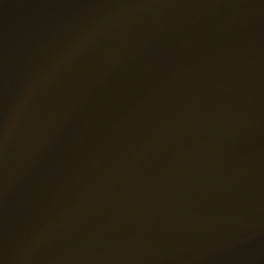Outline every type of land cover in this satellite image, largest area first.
<instances>
[{
	"label": "water",
	"instance_id": "obj_1",
	"mask_svg": "<svg viewBox=\"0 0 264 264\" xmlns=\"http://www.w3.org/2000/svg\"><path fill=\"white\" fill-rule=\"evenodd\" d=\"M0 264H264V0H0Z\"/></svg>",
	"mask_w": 264,
	"mask_h": 264
}]
</instances>
